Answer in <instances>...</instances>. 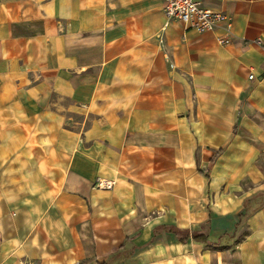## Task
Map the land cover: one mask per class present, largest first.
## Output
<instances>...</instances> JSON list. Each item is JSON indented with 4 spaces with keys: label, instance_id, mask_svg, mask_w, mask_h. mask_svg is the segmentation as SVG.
Instances as JSON below:
<instances>
[{
    "label": "crops",
    "instance_id": "crops-1",
    "mask_svg": "<svg viewBox=\"0 0 264 264\" xmlns=\"http://www.w3.org/2000/svg\"><path fill=\"white\" fill-rule=\"evenodd\" d=\"M163 2L0 0V264H264V0Z\"/></svg>",
    "mask_w": 264,
    "mask_h": 264
},
{
    "label": "built area",
    "instance_id": "built-area-1",
    "mask_svg": "<svg viewBox=\"0 0 264 264\" xmlns=\"http://www.w3.org/2000/svg\"><path fill=\"white\" fill-rule=\"evenodd\" d=\"M163 13L167 20H179L185 28H194L207 31L219 26L226 27L229 31L230 19L224 11L214 10L202 4V0H163ZM221 43H228V38H221ZM264 77V72L262 74ZM254 78L253 73L248 79ZM104 187L110 186L103 183ZM21 264H37L34 261H23Z\"/></svg>",
    "mask_w": 264,
    "mask_h": 264
}]
</instances>
